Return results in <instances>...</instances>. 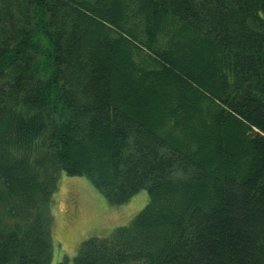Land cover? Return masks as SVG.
<instances>
[{
    "label": "trees",
    "instance_id": "obj_1",
    "mask_svg": "<svg viewBox=\"0 0 264 264\" xmlns=\"http://www.w3.org/2000/svg\"><path fill=\"white\" fill-rule=\"evenodd\" d=\"M62 172L149 203L58 264H264V0H0V264Z\"/></svg>",
    "mask_w": 264,
    "mask_h": 264
},
{
    "label": "rangeland",
    "instance_id": "obj_2",
    "mask_svg": "<svg viewBox=\"0 0 264 264\" xmlns=\"http://www.w3.org/2000/svg\"><path fill=\"white\" fill-rule=\"evenodd\" d=\"M148 203V192L142 190L127 204L110 206L87 178L62 172L52 206V264L72 263L83 242L127 226Z\"/></svg>",
    "mask_w": 264,
    "mask_h": 264
}]
</instances>
